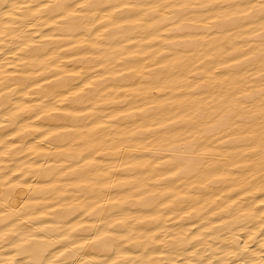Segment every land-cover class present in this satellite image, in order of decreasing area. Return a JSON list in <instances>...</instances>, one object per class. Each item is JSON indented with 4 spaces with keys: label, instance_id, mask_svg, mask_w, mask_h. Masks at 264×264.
Instances as JSON below:
<instances>
[{
    "label": "bare ground",
    "instance_id": "6f19581e",
    "mask_svg": "<svg viewBox=\"0 0 264 264\" xmlns=\"http://www.w3.org/2000/svg\"><path fill=\"white\" fill-rule=\"evenodd\" d=\"M262 4L0 0V264H264Z\"/></svg>",
    "mask_w": 264,
    "mask_h": 264
},
{
    "label": "rangeland",
    "instance_id": "374dc122",
    "mask_svg": "<svg viewBox=\"0 0 264 264\" xmlns=\"http://www.w3.org/2000/svg\"><path fill=\"white\" fill-rule=\"evenodd\" d=\"M248 28H249V29L246 30V31L249 33V31H250V30L252 31L253 28H252V27H248ZM251 28H252V29H251ZM214 43H216V42H213V43H212L214 50H212V49H213L212 46H209L208 49L210 50V52H209L206 56H204V58L201 57V58H202V61H201V58H200V59L198 58V56H195V57H194V58H196V60H195V59L193 60V59L191 58L193 61H191V59H187L188 61L190 60V62L192 63V65L189 64L190 62H187V60H186V63H188L190 66L187 64V66L184 67V68H186V69H190V68H191V69H195L196 66L199 65L198 63L201 64V63L204 62L206 59H208V58H210V57H213L214 54H215V56H217V57L222 56L224 51H223L222 49H220V48H217V47L220 45V43L217 42V43H216L217 46H215L216 44H214ZM215 47H216V48H215ZM246 48H249V47H246ZM216 49H217V50H216ZM211 50H212V51H211ZM248 50H249V49H248ZM214 51H215V52H214ZM212 52H213V53H212ZM218 54H219V55H218ZM221 54H222V55H221ZM135 55H136V54H135ZM137 55H138V54H137ZM138 56H139V57H142L143 55H138ZM207 57H208V58H207ZM120 58H123V56L120 57ZM125 58H126V57H125ZM145 58H146V59H145ZM157 58L160 59L159 57H156L155 59H149V58H148V60L150 61V63L153 62L152 64H157L156 62L154 63V61H153V60L158 61ZM173 58H174V57H173ZM173 58H172V59H173ZM197 58H198L199 60H198ZM144 59L147 60V57H142L141 59H140V58L138 59V62H139V63H138V62H136V63H138V65H140V64H141V65H140V67H138V65H136V70H139V68L142 69L141 67H143V69H144V67H148V68L151 67V64H150V66H149L148 61H146V62L148 63V64H147V63H145ZM166 59H167V61H170V60H168V58H166ZM169 59H171V58H169ZM172 59H171V60H172ZM174 60H175V59H173L170 63H173ZM184 60H185V59H184ZM113 61H114V60H112V62H113ZM119 61H120V62H119ZM163 61H164L165 64H166L167 61H166L165 59H163V60H161V61H158V62L161 63V62H163ZM196 61H198V62H196ZM200 61H201V62H200ZM114 62H115V65L117 64L116 67H118V64H119V63H123L124 65L126 64L125 66L122 67L123 69L127 68L126 66L129 65V64L126 62V60H124V58L121 59V60L119 59L118 61H117V59H116ZM114 62H113V65H114ZM116 62H117V63H116ZM118 62H119V63H118ZM143 62L145 63L144 65H142ZM164 62H163V63H164ZM195 62H196V63H195ZM133 63H135V62L133 61ZM194 63H195V64H194ZM127 64H128V65H127ZM130 64H131V63H130ZM193 64H194V65H193ZM113 65H110V67H112ZM115 65H114V66H115ZM147 65H148V66H147ZM114 66H113L112 68H115ZM110 67H109V68H110ZM131 67H132V65L130 66V68H131ZM137 67H138V68H137ZM204 67H206L205 64H203V68H204ZM112 68H111V70H113ZM115 69H117V68H115ZM119 69H121V67H119ZM119 69H117V70H119ZM146 69H147V68H145V70H146ZM108 70H110V69H108ZM114 71H115V70H114ZM249 73H250V72H249ZM249 73L245 74V75H246V78H245V79H244V77H245V75H244V77H241V78L238 80V82L241 81V82H239L241 85L238 83L239 85H236V86H235L236 88H240V87H242V86H246V87H248V86H251V85H252L253 82H252L251 80L254 78V77H253V76H254V75H253L254 73H252L251 76H249ZM247 75L249 76L250 79L247 78V77H248ZM243 79H244V81H243ZM248 79H249V80H248ZM246 80H247V82H246ZM243 82H244V84H243ZM248 82H249V83H248ZM247 83H248V85H246ZM183 84H185V83H184V81L181 80V83H179L177 86H183ZM236 84H237V79H236ZM235 87H234V90L236 89ZM232 90H233V89H232ZM233 92H236V90H235V91H231V90H229L228 92H223L222 95H227V94H229V93L232 94ZM142 93H143V92L141 91L139 94H142ZM226 104H227V103H226ZM226 104H222V105H226ZM227 105H228V104H227ZM227 105H226V106H227ZM196 106H197V105H196ZM200 106H202V105H200ZM212 106H213V105H212ZM212 106H211V108H210V106H208L210 109L208 110L207 114L210 112L211 109H214V108H212ZM219 106L222 107L221 105H219ZM193 107H194L193 109L195 110V108H196L195 105H193ZM213 107H215V106H213ZM183 108L185 109V108H187V107H183ZM189 108H190L191 111L193 110V109H192V106H191V107H188V109H187V110L185 109V110L191 112V111L189 110ZM197 108H198V106H197ZM197 108H196V109H197ZM202 108H204V109H202ZM202 108H201L202 110H205V108H207V107H204V106H203ZM184 109H182L183 111L180 110V109H179V110L182 111V112H184V113H189V112L184 111ZM223 109H226V107H224V108L222 107V109H220V110H223ZM175 110H176V109H175ZM179 110L177 109V111H179ZM206 110H207V109H206ZM211 111H212V110H211ZM210 115H213V114L210 113ZM210 115L208 114V116H210ZM164 118H168V117H164ZM160 119H162V118H160ZM158 120H159V119H158ZM151 122H152V121H150V125H151ZM142 123L145 124V122H142ZM148 123H149V122H148ZM152 123L155 124L156 122H152ZM140 124H141V122L139 123V125L132 126V128L134 129V127H136V126H141V125H142V126H146V128H150V127H151V126H149V124H148V125H144V124H141V125H140ZM146 124H147V122H146ZM130 129H131V127H130ZM184 134H185V133H182V136H183ZM189 135H191V133H189ZM153 136H154V135H153ZM153 136H152V137H153ZM158 136H159V138H162V137L164 138V137H168L169 135H168V136H167V135H164V136H163V135H158ZM158 136H155V137H153V138H156L155 140L157 141V140H158V139H157ZM152 137L150 138V139H151L150 141L153 140ZM148 140H149V139H148ZM148 140H147V141H148ZM147 141H146V142H147ZM146 142H145V141L142 142L143 145H139V147H140V148H141V146L143 147V146L145 145ZM152 142H153V141H152ZM142 143H141V144H142ZM149 143H150V142H149ZM146 144H148V142H147Z\"/></svg>",
    "mask_w": 264,
    "mask_h": 264
},
{
    "label": "snow or ice",
    "instance_id": "6c2138e0",
    "mask_svg": "<svg viewBox=\"0 0 264 264\" xmlns=\"http://www.w3.org/2000/svg\"><path fill=\"white\" fill-rule=\"evenodd\" d=\"M253 6H254V5H253ZM261 7L264 8V4H262ZM61 255H63V253H62Z\"/></svg>",
    "mask_w": 264,
    "mask_h": 264
}]
</instances>
